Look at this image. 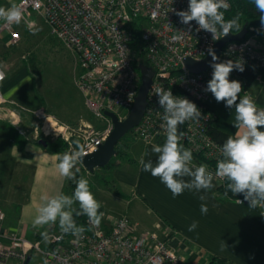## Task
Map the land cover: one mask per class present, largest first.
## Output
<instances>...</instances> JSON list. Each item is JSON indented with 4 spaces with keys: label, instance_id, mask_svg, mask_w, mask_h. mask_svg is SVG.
Masks as SVG:
<instances>
[{
    "label": "built area",
    "instance_id": "built-area-1",
    "mask_svg": "<svg viewBox=\"0 0 264 264\" xmlns=\"http://www.w3.org/2000/svg\"><path fill=\"white\" fill-rule=\"evenodd\" d=\"M227 2L230 5L231 0ZM15 4L21 5L24 13L18 25L29 30L40 18L49 33L72 52L75 86L82 93L85 106L103 122L98 127L81 119L76 127H71L38 110L35 114L42 123L34 129L35 139L42 133H53L64 139L71 151L75 147L69 137L75 135L86 153L94 151L113 126L105 111L114 112L119 120L130 111L140 83L135 58L141 48L145 64L151 66L153 75L143 115L128 132L144 143L165 136L161 127L163 109L154 88L172 91L173 95L193 101L202 112L199 121H185L178 126V133L182 134L180 141L214 159L217 165L222 158L219 148L224 142L215 140L210 133L215 115L207 108L208 93L203 91L211 78V68L193 72L183 64L186 57L205 56L207 47H213L217 40H212L210 33L196 32L195 22L191 32L179 22L173 9L186 10L188 0H17ZM18 25L0 22V37L7 35V45L18 44L22 39ZM259 33V21L249 25L242 38L229 40L222 46L219 59L246 62L245 67L254 71V80L264 83V35ZM174 35L182 38L174 40ZM0 76L3 77L0 79V117H8L16 126L14 111L5 109L10 100L1 88L6 77L1 64ZM241 77L237 71L230 75V79ZM20 133L26 139L25 133ZM215 169L208 170L215 172ZM234 199L239 202L243 196L237 195ZM102 213L101 223L95 227L86 216L82 235L49 231L34 240L7 228L5 213L0 208V264H8L10 259L27 264L33 254L40 256L39 264H167L180 259L170 245L168 225L158 230L140 229L138 222L125 213Z\"/></svg>",
    "mask_w": 264,
    "mask_h": 264
},
{
    "label": "clouds",
    "instance_id": "clouds-1",
    "mask_svg": "<svg viewBox=\"0 0 264 264\" xmlns=\"http://www.w3.org/2000/svg\"><path fill=\"white\" fill-rule=\"evenodd\" d=\"M251 3L259 13V34L264 35V0H251ZM229 8L227 0H188L186 10L173 11L179 22L187 26V31H192L195 22L196 32L210 33L212 40H219L221 36H228L233 29L239 30V15L225 19L224 13ZM23 16L21 5L0 6V21L6 25L20 24ZM181 38V35L172 37L174 40ZM205 52L211 57V78L203 91L211 93L217 103L223 102L226 108L235 109L232 125L236 131L220 146L222 158L217 161L215 172L209 171L207 165L194 164L192 151L180 143L182 134L178 133V126L185 121H199L202 118L201 110L187 97L173 95L172 91L163 88H154V93L163 109L161 127L166 139L163 145L152 146V151L157 154L155 163L145 161L143 157L139 163L143 171L160 179L173 198L182 195L185 190L207 193L215 187L213 180L219 178L227 181L226 187L234 196H243V200L238 199L240 203L247 201L250 208L264 209V107H259L249 95L241 98L242 83L230 79L233 71H245L246 62L221 61L212 45ZM45 119L48 120V117ZM86 155L84 147L79 144L71 151L56 154V167L60 175L75 181L76 188L72 196L61 193L51 198L43 197L45 203L37 209L33 227L54 224L58 219L62 232L82 235L84 228L77 226L73 218L72 205L76 202L80 209L77 215H86L92 226H99L104 215L99 211L101 204L90 190L89 181L83 177L76 178L80 171L77 164ZM198 198L202 201L201 214L206 215L207 196L200 195ZM197 227L198 222L193 221L188 230L195 231ZM226 248L227 244L221 240V251Z\"/></svg>",
    "mask_w": 264,
    "mask_h": 264
},
{
    "label": "rangeland",
    "instance_id": "rangeland-1",
    "mask_svg": "<svg viewBox=\"0 0 264 264\" xmlns=\"http://www.w3.org/2000/svg\"><path fill=\"white\" fill-rule=\"evenodd\" d=\"M18 26L23 34L19 43L6 44V51L0 49V63L8 72L4 84L7 86V98L10 102L5 105V109L13 110L14 117L17 116L16 126L8 120V117H0V208L6 213L5 222L9 224L17 223L31 174V168L16 161L10 152L14 142L9 134V130L11 131L9 126L19 133L23 131L28 140L39 142L43 139L47 142L58 136L53 133L48 135L42 133L39 139H35L34 129L40 127L42 123L41 118L35 114L38 110L54 116L59 122L71 127H76L81 119L90 121L98 127L103 124L85 106L83 95L75 86V58L72 52L49 33L48 26L40 18L29 30L24 26ZM247 93L256 104L264 105L263 82L253 80ZM20 134L23 136L22 133ZM133 140L139 139L126 132L118 141L122 152L110 160L112 163L107 167H95L92 171L84 168L80 178L89 181L90 190L101 204L100 212L125 213L138 222L140 229L158 230L164 227V223H157L152 212L136 203L137 199L128 197L112 174L115 167L125 164L127 159L135 155L129 150V144L131 145ZM65 186L61 193L72 196L74 192L69 191ZM115 188L124 195L117 193ZM76 206H79L78 202L72 205V209ZM52 225V228H50L51 223L38 227L26 225L28 227L25 228L24 235L33 239L38 231L61 230L58 219ZM38 258L40 256L33 254L28 264H39ZM8 264L21 263L16 259H10Z\"/></svg>",
    "mask_w": 264,
    "mask_h": 264
},
{
    "label": "crops",
    "instance_id": "crops-1",
    "mask_svg": "<svg viewBox=\"0 0 264 264\" xmlns=\"http://www.w3.org/2000/svg\"><path fill=\"white\" fill-rule=\"evenodd\" d=\"M16 2L17 0H0V6L7 8ZM6 40L7 35L3 34L0 37L2 51H6ZM0 64L7 71L6 67ZM5 79L6 77L1 83V88L7 97ZM244 95H248L247 91L239 94L241 98ZM206 103L217 116L213 127L234 135L236 129L232 123L235 109L226 108L223 102L217 103L211 93H208ZM257 105L264 107L261 104ZM153 145L159 144L154 141L144 143L141 140H133L131 145L129 144V150L135 155L127 159L125 164L115 167L112 174L128 197L137 199L139 202L136 203L152 212L157 223L169 226L170 245L179 258L190 264H206L209 255L216 254L227 259L225 264H264L262 209L248 207L247 201L242 204L236 200L217 198L214 195L218 184L216 178L213 180L215 187L207 193L185 190L182 195L173 198L172 193L160 179L143 171L139 163L141 157L145 161L152 160L155 163L157 154L152 151ZM10 152L16 161L31 168V174L17 223H6L4 212V225L24 235L25 228L33 226L37 209L45 203L43 197L51 198L60 194L66 178L60 175L56 167L58 152L48 149L38 141L24 138L21 145L13 143ZM200 195L207 196L206 215H202L200 211L202 203L198 198ZM193 221L198 222V227L195 231H189V225ZM221 240L227 244L224 251H221Z\"/></svg>",
    "mask_w": 264,
    "mask_h": 264
},
{
    "label": "trees",
    "instance_id": "trees-1",
    "mask_svg": "<svg viewBox=\"0 0 264 264\" xmlns=\"http://www.w3.org/2000/svg\"><path fill=\"white\" fill-rule=\"evenodd\" d=\"M224 15H225L226 20L231 19V18L239 15V21H238L239 22V30L243 26L248 27L249 25L257 23L259 21V13L255 10V6L251 3V0H231L230 8L227 11H225ZM232 31L237 32L238 30L233 29ZM135 38H136L135 42L139 46L140 40L138 38L137 32H135ZM135 61H136L137 66L139 63H143V64L147 63V61L144 57L143 50L141 48H139V50H138ZM240 74L242 77L235 79V80H239L242 83L243 88H242L241 93H245L247 91L248 87L253 83L254 71L249 70L248 68L245 67V71L243 73H240ZM207 108L211 109L208 105H207ZM214 115H215V119H216L217 116H216V114H214ZM9 129H11V131L9 130V134L12 137L13 142L21 145L24 142V137L19 132L15 131L12 128V126H9ZM210 133H211L212 137L219 142H225L227 137L230 136V134H228L224 131H221L217 128H214V127H212L210 129ZM165 139H166L165 136H157L154 139V142H156L159 145H163V143L165 142ZM180 143L184 146V148L190 149L192 151L194 164H196V165H201V164L207 165L208 169L209 168H213V169L216 168L214 159L205 156L201 151L192 150L185 143H183L181 141H180ZM45 145L48 149H50L52 151H56L59 154H63L64 152L69 151L68 143L60 137H58L54 140L47 141ZM115 148H116L115 155H118V154H120V152H122V148L120 147L119 143L116 144ZM115 155H113L112 158ZM111 163L112 162L109 161V163H107L104 166L107 167ZM77 167H79L80 171H79V173L76 174V178L79 179L81 172L84 169V167L80 163L77 164ZM65 185L69 188V191H71V192L75 191V188H76L75 181L66 179ZM226 185H227V182H225V183L218 182L217 187L214 191V195L217 198H219L220 200H227V199L235 200L234 198L236 196H234L227 189ZM115 191L121 195H124V193L122 191H120L118 188H115ZM79 211H80L79 206H76L74 208V211H73V218H74L77 226L84 228V227H86V224H85L86 215H77V212H79ZM52 226L53 225H51L50 228H52ZM53 232H57V231H53ZM58 232L61 233L62 235L70 234V233H64L61 230ZM46 233L47 232H41V233L37 232V233H35L33 239L34 240L39 239V238L43 237L42 234H46ZM226 260L227 259L225 257L219 256L216 254H210L206 264H225ZM28 263H29V261H28ZM167 264H190V263H188L182 259H179L176 262H168Z\"/></svg>",
    "mask_w": 264,
    "mask_h": 264
},
{
    "label": "water",
    "instance_id": "water-1",
    "mask_svg": "<svg viewBox=\"0 0 264 264\" xmlns=\"http://www.w3.org/2000/svg\"><path fill=\"white\" fill-rule=\"evenodd\" d=\"M246 33V26H243L237 32H232L226 36H221L213 46L216 51L217 56L219 57L222 46L229 40L240 39ZM211 62V57L203 56L200 59H193L186 57L183 59V64L191 71L198 72L205 70L209 67ZM138 68L140 70V83L137 87V92L134 97V102L130 108L128 115L119 120L116 114L112 111H105V114L111 117L112 120V129L98 147L92 151L88 152L87 155L83 158V161L80 162L81 165L88 171L94 170L95 167L104 166L111 160L112 156L116 153V144L119 139L128 132L133 126H135L141 119L145 105H146V93L148 87L151 83L153 69L151 66L139 63ZM69 141L76 147L77 144L80 145V138L72 135L69 137ZM41 144L45 145L46 142L42 139L39 141Z\"/></svg>",
    "mask_w": 264,
    "mask_h": 264
},
{
    "label": "bare ground",
    "instance_id": "bare-ground-1",
    "mask_svg": "<svg viewBox=\"0 0 264 264\" xmlns=\"http://www.w3.org/2000/svg\"><path fill=\"white\" fill-rule=\"evenodd\" d=\"M146 106V105H145Z\"/></svg>",
    "mask_w": 264,
    "mask_h": 264
}]
</instances>
